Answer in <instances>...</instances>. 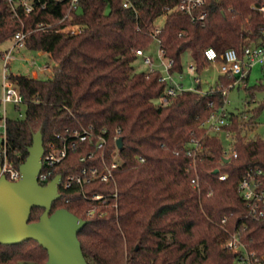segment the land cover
<instances>
[{"label":"trees","instance_id":"obj_1","mask_svg":"<svg viewBox=\"0 0 264 264\" xmlns=\"http://www.w3.org/2000/svg\"><path fill=\"white\" fill-rule=\"evenodd\" d=\"M46 1L47 9L25 15L20 6L0 0V46L21 30L31 32L25 50L46 54L53 64L48 78L12 75L27 110L23 118H8V157L20 168L38 132L45 147L57 135L89 127L108 131L112 151L114 139L123 138L117 207L86 216L88 196L116 190L100 183L61 188L60 199L52 205L51 214L66 209L87 221L79 240L88 264H234L235 254L223 244L227 229L237 224L248 225L247 240L264 255V223L243 221L246 208L237 192L248 168L264 169V140L246 141L235 117L238 158L221 166L222 141L206 138L207 151L198 163L206 183L198 193L191 185L185 147L192 138L203 139V124L224 98L217 92L204 95L198 85L162 105L170 84L160 81V71L147 78V71L135 67L137 50H148L154 43L151 32L162 16L167 20L160 39L165 57L174 63V75L183 74L187 51L199 74L209 66L207 49L213 48L220 60L229 49L242 53L261 41L264 16L258 8L264 0H206L204 23L169 12L180 0H132L134 7L129 9L124 0H79L70 18L60 23L70 0ZM39 24L44 29L39 30ZM73 25L79 32L61 31ZM229 83L227 78L219 80L222 87ZM258 88L264 90V85ZM263 108L264 103L255 108V116ZM82 154L71 152L54 169V177L77 174L84 166ZM218 168L229 175L227 181L212 174ZM43 213L44 209H33L30 223L38 222ZM224 218L226 227L221 225ZM48 259L36 241L0 245V264H47Z\"/></svg>","mask_w":264,"mask_h":264},{"label":"built area","instance_id":"obj_2","mask_svg":"<svg viewBox=\"0 0 264 264\" xmlns=\"http://www.w3.org/2000/svg\"><path fill=\"white\" fill-rule=\"evenodd\" d=\"M14 8L21 7V11L25 15H29L37 10H45L48 7L46 0H7ZM63 1V0H59ZM79 0H70L68 13L60 21L70 18V13L78 6ZM206 0H180L175 7L171 8L169 12H175L180 15L188 16L193 23H204L206 19V12L204 6ZM125 8H133L132 0H124ZM258 10L264 16V5ZM38 29L42 30L41 24ZM62 32H79L77 25L67 26L61 30ZM163 28L155 26L151 32V36L158 48V55L160 59L159 66L155 65L153 57L147 54V50H137V56L141 59L143 64L148 67L147 78L150 74L160 71L162 76L161 82L169 83L165 95L162 98V105H167L176 96L186 90L195 91L197 86L204 85L206 80L195 77L193 79L194 86L191 88L184 87L181 83L176 81L175 75L171 73L173 61L165 57V51L162 48L160 34ZM31 32L21 30L18 32L12 41V46L0 52V58L4 64V79H3V97L0 100V165L1 176H5L11 182H18L22 178L20 168H16L8 157L7 146V104H14L20 108L25 104V99L19 91L12 75L9 71V64L17 60L16 52L25 50L26 40ZM205 60L209 66H214L217 70L218 78L212 84L211 89H202L205 95L209 92H217L224 98L222 105L214 109L209 115L208 119L203 124L205 133L203 139L192 138L185 147L186 155L191 159L189 171L192 172L191 185L202 193L203 185L206 183L202 179L201 170L199 169V162L203 160V155L206 153L205 140L206 138L218 137L223 143V154L220 162L221 166H225L233 159L238 158V134L232 128L235 124L234 118H237V127L242 131V136L246 141L255 140L257 138L264 140V128L262 133H257V123L254 121V115L246 113H235L229 110L231 101L229 98V91L237 84L245 82L251 76L254 68L260 67L264 72V31L259 44L247 47L242 53L235 49L227 50L219 59L218 53L213 49L205 51ZM190 72L192 74L197 72L195 64H191ZM227 78L231 83L227 87L219 86L220 78ZM209 107L213 108L214 103L211 102ZM68 135H57L56 139L50 141L45 147V154L43 156V168L38 176L39 185L46 187L54 177V169L63 163L71 152L82 151L81 162L84 166L77 174H72L61 179L58 186L59 193L61 188L64 190L72 189L74 186H79L81 189L95 183L113 185L115 192L112 194L93 193L88 196L87 200L90 205L86 212V216L91 218L95 215H102L104 210L118 205V191H117V177L116 172L122 167L120 160V149L117 146L115 138L116 149L110 150V140L108 131L106 129H96L94 127L84 128L83 130H75L67 133ZM204 140V141H203ZM92 148L90 151L89 149ZM144 162V159H140ZM218 170V173L215 171ZM212 171L219 181L225 182L229 179V175L221 171L220 168ZM211 173V172H209ZM237 192L243 201L246 213L243 221H253L264 223V169L260 167L248 168L242 176ZM213 190L207 191V196L211 197ZM228 223L227 218L221 220V225L226 227ZM248 225H235L231 230L227 229V239L224 241L223 247L225 250L235 254L234 264H264V255L260 254L256 249L250 245L247 240Z\"/></svg>","mask_w":264,"mask_h":264},{"label":"water","instance_id":"obj_3","mask_svg":"<svg viewBox=\"0 0 264 264\" xmlns=\"http://www.w3.org/2000/svg\"><path fill=\"white\" fill-rule=\"evenodd\" d=\"M123 145V138H119L118 148L121 150ZM44 154L43 134L38 132L29 157L20 167L21 180L11 182L5 176L0 177V245L36 241L48 253L47 264H88L79 240L87 221L66 209L51 214L53 203L61 197L58 186L62 176H56L46 187L38 183ZM35 208L44 209V213L38 222L30 223Z\"/></svg>","mask_w":264,"mask_h":264},{"label":"rangeland","instance_id":"obj_4","mask_svg":"<svg viewBox=\"0 0 264 264\" xmlns=\"http://www.w3.org/2000/svg\"><path fill=\"white\" fill-rule=\"evenodd\" d=\"M167 17L162 16L156 21V26L164 28ZM12 46V41H8L0 46V52L8 50ZM1 54V53H0ZM147 54L151 55L155 61V65L159 66L160 59L158 55V48L155 43L147 50ZM17 60L9 64V71L11 75H26L33 78H48L52 75V61L46 54H38L23 50L16 52ZM184 72L182 75H175L176 81L182 83L186 88L195 85L193 79L200 77L203 80H209L208 77L214 76L212 79L218 78L216 75V68L208 66V68L201 74L198 72L192 74L190 72V65L193 64L191 52L187 51L183 57ZM135 67L139 71H147L148 67L143 64L141 59L135 63ZM260 67L254 68L248 81L237 84L229 91V98L231 105L229 110L235 113H246L254 115V121L257 123V133H262L264 128V108L259 115L255 116L254 109L264 103V90L258 88L261 84L264 85V76ZM3 79H4V64L0 58V100L3 97ZM216 81V80H215ZM211 89L212 84L205 81V85ZM7 117L10 119H17L25 117L27 105L22 104L20 108L14 104H7Z\"/></svg>","mask_w":264,"mask_h":264},{"label":"crops","instance_id":"obj_5","mask_svg":"<svg viewBox=\"0 0 264 264\" xmlns=\"http://www.w3.org/2000/svg\"><path fill=\"white\" fill-rule=\"evenodd\" d=\"M23 51V50H22ZM215 68V67H214ZM216 72H217V70H216ZM217 76H218V74H216ZM39 77V76H38ZM214 77V76H213ZM212 76H210V77H208V79L209 80H206V81H209V83H211V84H213L214 82H215V80L217 79H212L213 78ZM215 78V77H214ZM180 83V82H179ZM182 84V83H181ZM183 85V84H182ZM204 85H205V82H204ZM184 86V85H183ZM194 86V85H193ZM193 86H189L188 88H191V87H193ZM185 87V86H184ZM202 89L203 90H206L207 89V86H202Z\"/></svg>","mask_w":264,"mask_h":264}]
</instances>
